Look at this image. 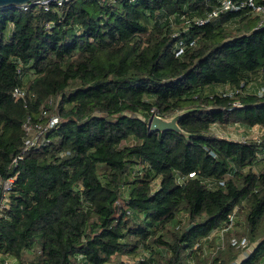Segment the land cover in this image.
<instances>
[{
	"label": "trees",
	"instance_id": "1",
	"mask_svg": "<svg viewBox=\"0 0 264 264\" xmlns=\"http://www.w3.org/2000/svg\"><path fill=\"white\" fill-rule=\"evenodd\" d=\"M217 6L68 0L48 10L0 8V174L15 176L0 216L1 253L17 264H78V255L83 264H123L122 256L155 246L157 264H229L240 250L228 242L215 255L186 249L244 200L233 235L253 247L240 264H264V128L258 140L244 141L210 130L264 126V97L244 90L264 76V25L249 9L192 21ZM178 40L186 46L174 53ZM225 84L242 91H211ZM16 86L34 93L26 107L11 96ZM56 96L60 121L50 144L12 166L23 118H36ZM181 110H188L178 120L185 134L149 131L152 113ZM176 173L194 176L180 185ZM226 173L223 184L212 181Z\"/></svg>",
	"mask_w": 264,
	"mask_h": 264
},
{
	"label": "built area",
	"instance_id": "2",
	"mask_svg": "<svg viewBox=\"0 0 264 264\" xmlns=\"http://www.w3.org/2000/svg\"><path fill=\"white\" fill-rule=\"evenodd\" d=\"M68 0H44L39 2L45 10H48L51 6V3L55 6L62 7L64 3ZM26 5L23 8H26ZM242 9H249L251 13L259 16V22L257 23V27L264 25V1L258 2L256 0H218V6L212 11L208 12L204 17H195L192 21L198 25H202L208 20L217 18L220 14L227 11H237ZM173 17V16H171ZM183 17V16H182ZM187 29L186 27L184 28ZM175 30H178L175 27ZM174 35H178L175 31ZM193 42V41H192ZM185 44L178 40L173 47L174 53H179L185 49ZM17 65V72L22 75V62L18 58L15 59ZM229 86V85H228ZM230 87V86H229ZM245 90V89H244ZM242 91V89H232L229 91H222L224 94H232ZM248 92V91H247ZM256 95L260 97H264V84L258 87L255 91H252ZM11 96L13 100L19 101L23 104L24 107L28 105V102L34 98V93L25 91L22 87H14L12 90ZM60 102V96H56L55 98L49 97L47 100V107H43L39 112L38 116L34 118L32 113H27L21 122V128L23 131V141L20 152L12 158L11 165L16 166L18 161L23 158V154L31 149H37L44 146H47L51 142L50 133L53 129L57 128V125L60 121V116L58 114V104ZM234 104L240 105L239 102H235ZM264 126L254 125L248 127L250 130L258 131L259 135L262 133ZM259 135L253 136V139L258 140ZM239 140H246L244 138H240ZM251 169L256 172V167H251ZM193 173H189L188 176H184L181 173H176V179L180 185H184L185 181L188 177H193ZM231 176V173H226L224 176L214 179L215 183L223 184L224 181ZM15 176L3 177L0 174V216H5L6 211L9 208V194L12 191L14 186ZM155 185L153 184L152 189L154 190ZM125 188L121 189V194L123 197L126 195L124 192ZM244 200H242L239 204H236L232 211L228 214L227 218L222 220L219 225H217L206 237L202 238L199 242H195L192 246L186 249V254L190 251L196 250L201 246L200 254L202 256L207 255H215L218 249L223 248L226 242H228L233 248L240 250V256L242 259L246 258L248 254L252 251L253 243H250L245 236H235L234 227L239 222V212L243 210ZM178 219L184 220V215L182 213L179 214ZM226 233L230 235L226 238ZM203 241L206 243L214 242V245L207 247V251H203ZM156 247L153 246L154 252L142 251L133 258H128L122 260L123 264H157V253L155 252ZM1 264H17V259L9 254V253H1ZM78 264H83L84 259L81 255H78L76 258ZM229 264H240L239 259L230 262Z\"/></svg>",
	"mask_w": 264,
	"mask_h": 264
},
{
	"label": "water",
	"instance_id": "3",
	"mask_svg": "<svg viewBox=\"0 0 264 264\" xmlns=\"http://www.w3.org/2000/svg\"><path fill=\"white\" fill-rule=\"evenodd\" d=\"M44 0H0V8H5L9 6L22 8L29 4L39 3ZM188 110H181L176 112L170 117H162L156 113H152L148 120V129L149 131H174L181 134L185 132L178 125V120L185 115ZM193 227V224H190L186 227V230L189 231Z\"/></svg>",
	"mask_w": 264,
	"mask_h": 264
},
{
	"label": "crops",
	"instance_id": "4",
	"mask_svg": "<svg viewBox=\"0 0 264 264\" xmlns=\"http://www.w3.org/2000/svg\"><path fill=\"white\" fill-rule=\"evenodd\" d=\"M254 74H259V73H254ZM262 84H264V76L263 75H255L253 78H251V80H249L245 86V91H248V92H252V91H255L258 87H260ZM223 86H228L227 84L223 85ZM214 124V125H213ZM211 126L213 127H217L221 133L219 132H214V130H212V127L210 126V130L216 134L217 136H222V137H225V138H228V139H232V140H239L240 138H237L236 137V134L235 132L232 133V126L233 124L235 125H239V126H243V125H240L238 123H233L232 125L231 124H217V123H213ZM223 127V128H222ZM231 127V128H230ZM243 127H246L248 129L247 126H243ZM235 137V138H234ZM262 164V163H261ZM252 167H256L257 169L260 168V165H253ZM158 182L159 180L157 179L155 182H154V185L155 187L158 186ZM124 192L126 193V190L124 189ZM161 254H165V251ZM242 257L239 259V261H242ZM0 264H1V258H0Z\"/></svg>",
	"mask_w": 264,
	"mask_h": 264
},
{
	"label": "rangeland",
	"instance_id": "5",
	"mask_svg": "<svg viewBox=\"0 0 264 264\" xmlns=\"http://www.w3.org/2000/svg\"><path fill=\"white\" fill-rule=\"evenodd\" d=\"M235 26H237V23H234L233 25H232V33L233 34H236V33H238V29H237V27H235ZM249 29V28H248ZM229 89H230V87L229 86H223V85H217V86H215L214 87V89H211V91L213 90H215V91H229ZM214 125V124H213ZM232 125V124H231ZM212 127V130H214V132H219V133H221V129L219 130L217 127H213V126H211ZM223 128V127H222ZM231 128V127H230ZM231 130H232V133L233 132H235V134H236V137L237 138H244V139H248V138H252L253 136H257V135H259V130L258 131H254V130H250V129H247L246 127H243V126H239V125H235V124H233V126H232V128H231ZM235 138V137H234ZM205 243V246L203 247V251L204 252H206L207 251V247H209L210 246V244H211V246H213L214 245V242H211V243H206V242H204L203 241V244ZM161 250H164L163 248H161L160 249V251ZM162 253H163V251H161ZM123 260L124 259H128V257L127 256H122L121 257ZM241 258V256L239 257V259Z\"/></svg>",
	"mask_w": 264,
	"mask_h": 264
}]
</instances>
